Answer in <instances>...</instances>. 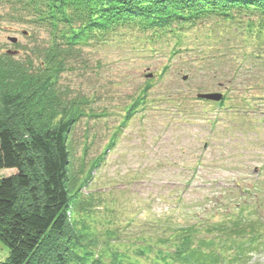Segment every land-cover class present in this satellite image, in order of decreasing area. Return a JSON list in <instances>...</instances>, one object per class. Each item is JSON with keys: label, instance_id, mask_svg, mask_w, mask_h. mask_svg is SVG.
I'll list each match as a JSON object with an SVG mask.
<instances>
[{"label": "rangeland", "instance_id": "rangeland-1", "mask_svg": "<svg viewBox=\"0 0 264 264\" xmlns=\"http://www.w3.org/2000/svg\"><path fill=\"white\" fill-rule=\"evenodd\" d=\"M11 15L0 10V56L37 64L49 34ZM172 31H122L84 47L61 77L68 96L85 101L72 134L75 172L104 157L86 194L93 199L90 239L97 250L121 247L131 255L141 236L160 234L151 220L228 219L253 237L234 234L227 244H252L246 262L264 264V65L251 55L250 40L217 20ZM207 93L222 102L197 99ZM138 97L141 106L128 118ZM15 173L0 171V178ZM7 256L0 241V263Z\"/></svg>", "mask_w": 264, "mask_h": 264}, {"label": "trees", "instance_id": "trees-1", "mask_svg": "<svg viewBox=\"0 0 264 264\" xmlns=\"http://www.w3.org/2000/svg\"><path fill=\"white\" fill-rule=\"evenodd\" d=\"M3 8L12 9L15 22L44 29L49 41L37 64L0 56V171L16 170L0 178V241L8 249L0 264L245 263L247 244L233 248L226 240L253 235L228 219L177 226L157 218L149 226L160 234L141 236L131 255L121 247L97 250L87 220L93 199L86 194L104 157L88 172H75L72 134L85 101L71 99L60 81L84 47L122 31L167 33L211 20L250 40L251 55L264 65V0H0ZM142 101L136 99L128 118Z\"/></svg>", "mask_w": 264, "mask_h": 264}, {"label": "water", "instance_id": "water-1", "mask_svg": "<svg viewBox=\"0 0 264 264\" xmlns=\"http://www.w3.org/2000/svg\"><path fill=\"white\" fill-rule=\"evenodd\" d=\"M13 43L16 42L15 39L11 40ZM149 77H152V75H150ZM188 77L185 76L183 77V80H187ZM200 100H206V101H213V102H221L223 100V96L221 94H217V93H213V94H200L197 97Z\"/></svg>", "mask_w": 264, "mask_h": 264}]
</instances>
